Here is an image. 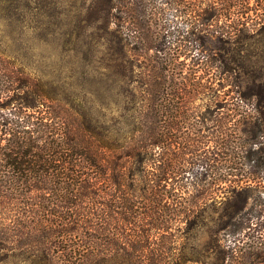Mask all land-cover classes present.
<instances>
[{
  "label": "trees",
  "instance_id": "obj_1",
  "mask_svg": "<svg viewBox=\"0 0 264 264\" xmlns=\"http://www.w3.org/2000/svg\"><path fill=\"white\" fill-rule=\"evenodd\" d=\"M148 1L121 3L130 25L113 33L98 115L92 101L36 79L0 51V262L207 264L204 250L187 243L198 224V196L182 191L178 154L167 158L166 118L173 125L193 101L238 98L214 109L226 108L225 123L241 135L233 158L255 161L254 176L264 167V148L253 151L264 137L261 61L256 51L242 55L256 36L217 37L241 51L234 72L165 15L142 17ZM247 60L254 70L244 89L239 73ZM113 86L119 115L112 112ZM208 249L212 264H227L219 239Z\"/></svg>",
  "mask_w": 264,
  "mask_h": 264
},
{
  "label": "rangeland",
  "instance_id": "obj_2",
  "mask_svg": "<svg viewBox=\"0 0 264 264\" xmlns=\"http://www.w3.org/2000/svg\"><path fill=\"white\" fill-rule=\"evenodd\" d=\"M109 1L0 0V51L15 57L36 79L64 86L71 95L92 101L91 111L98 115L104 96V68L115 49L113 33L125 30L131 15L124 8L128 0H112V7ZM142 12V17L165 15L169 23H177L197 39L200 51H210L216 63L226 60L234 72L235 52L241 51L238 45L225 44L217 37L240 32L256 36L246 42L242 55L257 52L261 63L256 69L264 89V0H149L147 11ZM252 70L247 60L243 71H238L244 89ZM118 90L116 86L110 90L112 112L117 115ZM233 96L218 101L225 106L238 103ZM218 101H193L187 114L173 118V125L166 118L167 158L171 159L172 150L178 154L182 191L198 196V224L187 243L204 250L207 264H212L213 250L208 248L216 239L228 252L227 264H264V167L254 176L249 172L255 161L233 158L241 151L237 142L241 135L225 123L226 108L214 109ZM260 142L253 151L264 148V137ZM250 143L245 149L249 150ZM184 153L193 160L184 162L188 159ZM259 156L264 158V152ZM182 169L187 173L180 175ZM220 222L224 230L218 226ZM0 264L33 263L19 258Z\"/></svg>",
  "mask_w": 264,
  "mask_h": 264
}]
</instances>
